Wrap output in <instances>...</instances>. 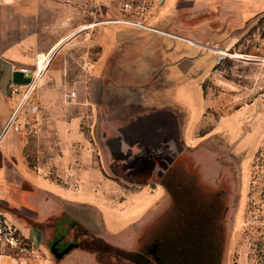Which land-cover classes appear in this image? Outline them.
Segmentation results:
<instances>
[{
  "label": "crops",
  "instance_id": "crops-1",
  "mask_svg": "<svg viewBox=\"0 0 264 264\" xmlns=\"http://www.w3.org/2000/svg\"><path fill=\"white\" fill-rule=\"evenodd\" d=\"M84 1L0 0V130L14 105L15 97L10 95L11 86L23 85L34 74L37 75V88L31 97L37 112L29 114L19 131L9 132L0 140V181L5 184V193L12 197V201H5L13 208L14 214L9 211L4 213L19 226L28 240L30 236L39 238L42 230L37 224L64 210L96 239L123 246V241L135 234L137 228L141 229L136 237L146 234L145 228L157 217L175 215L173 208L177 202L169 191H175L182 177L188 173L190 178L191 174L189 170L185 172L188 168L178 156L185 151L195 154V129L204 104L196 109L192 105L188 108L180 101H170V108L144 104L145 111L141 112V116L145 115L148 119L127 118L120 123L115 120L110 122L106 118L101 124L100 136L96 137L93 126L97 122L100 106L98 97L102 96L106 34L103 24L97 23V10L101 8L89 7L88 11L83 12L80 5ZM159 13L160 24L168 19L170 22L164 28L153 25L147 29L176 35L168 34L175 38L162 41V53L168 64L167 75L162 79L167 84L164 88H169L168 92L174 95L192 76L187 70L185 79L176 73L180 61L192 58L191 48L187 46L229 48L236 38V32L264 15V0H163ZM92 14L94 21H88V15ZM90 22L96 24L78 31L81 24ZM107 23L117 22L111 20ZM88 29L91 35L89 39L85 38ZM117 30L114 26L107 30L106 42L112 61L121 62L123 58L124 63L134 62L137 56H141L136 49L143 48L141 52H145L149 45L145 39L121 43L116 36ZM80 31H84V34L70 41L69 45L73 46L66 50L71 36ZM86 47L88 51L93 47L94 59H88ZM221 49L218 48V52ZM74 52L79 57L75 71H72L68 66V56ZM20 68H25L27 73L21 72ZM68 74L79 75L71 79ZM193 80V91H196L202 103L196 77ZM73 108L74 111H81V115L89 111L93 115L91 135L76 129L80 117L71 115ZM168 109L170 116L164 114L167 120H157L156 116H151L159 110ZM43 126L52 129L47 130L46 141L48 151L52 152L48 156L50 162L46 166L30 165L23 153L25 136ZM56 128L58 135L55 137ZM56 138L60 145L57 149L54 146ZM56 151L58 156L55 158ZM106 154L123 168L130 169L124 165L132 163L139 181H130L113 172L110 164L111 176L104 164ZM210 160L214 161L213 157ZM212 164L214 172L224 173L227 170L225 163ZM50 169L70 176L65 180L69 185L59 186L44 179L42 176L48 174ZM217 193L222 195V192ZM82 210L98 218V230L80 220L77 213ZM104 218L108 220V227L103 223ZM91 239L94 238L91 236ZM80 247L97 249L86 240L81 241Z\"/></svg>",
  "mask_w": 264,
  "mask_h": 264
},
{
  "label": "rangeland",
  "instance_id": "rangeland-1",
  "mask_svg": "<svg viewBox=\"0 0 264 264\" xmlns=\"http://www.w3.org/2000/svg\"><path fill=\"white\" fill-rule=\"evenodd\" d=\"M100 1L85 0L84 4L80 5L83 12L88 11L89 7L101 8L100 11L97 10V23L103 24L102 28L106 34L103 46L102 96L98 97L100 106L97 122L93 126L94 135L100 136L101 124L106 118L110 122L115 120L120 123L127 118L145 121L148 118L145 115L141 116V112L145 111L147 104L165 105L170 108L172 106L170 101H180L188 108L192 105L193 109L204 104L195 129L197 137L194 145L195 154L185 151L178 156L188 168L185 172L188 170L191 172V178L187 177L183 184L177 185L178 209L173 208L175 216L157 217L145 228L147 233L138 237L136 235L141 228H137L135 234H131L132 236L123 241L126 245H116L104 240L113 246L109 253L99 256L98 253L81 249V241L86 240L88 244L97 246L100 251L104 250L98 238L82 228L69 213L61 210L37 224L42 231L39 238L30 236L29 248L32 252L29 250L20 253L0 246V264H158L155 261L164 256L160 252L165 251L166 247L168 250L171 245L175 250L180 239L190 236L189 232L199 231L197 224L208 222L210 217L208 213L210 211L213 213L214 210L207 205V200L217 192H222L221 196L224 199L220 222L224 237L226 236L223 240L220 263L264 264V15L257 17L251 25L240 32H236V38L229 48L216 47L222 48L220 52L225 54L224 57H220L218 49L214 50L213 47L193 48L180 40H175L176 43L190 47L192 51L190 54L192 58L187 57L180 61L176 73L185 79L184 73L187 70L192 76L183 83L181 91L177 89L172 95L168 92L169 88H164L167 84L162 79L168 72L166 69L168 64L162 53L164 50L162 41L175 37L147 29L153 25L164 28V25L170 22L168 19L165 20L167 22L159 23L160 4L163 0H102V3ZM94 17L93 14L88 15L87 19L94 21ZM111 20L117 23H107ZM94 24L96 22L81 24L78 31ZM111 26L118 29L116 36L121 43L126 40L145 39L150 47L148 46L145 52H141L143 48L136 49L141 56H137L134 62L124 63L123 58L121 62H113L110 47L106 42L107 30ZM83 34L84 31H80L71 36L64 48L67 50L69 46H73L69 45L70 41L79 39ZM85 38H91L90 29L86 30ZM86 49L88 59H94L93 47L89 48V51L88 47ZM78 57L75 52L68 56V66L72 71H75L74 66L78 63ZM142 59H145V62H142ZM68 75L72 79L79 74ZM195 77L203 98L202 103L196 91H193L191 80ZM169 112V109L159 110L151 116H156L157 120H167ZM81 113L78 109L74 111V108L71 111V115L80 117L76 129L85 135H91L94 117L90 111L83 112V115ZM182 115L184 117V113ZM47 130L52 129L43 126L38 128L37 132H30L25 136L23 153L30 165L46 166L50 162L48 156L52 152L47 149ZM57 131L58 128L54 131L55 137L58 135ZM55 140L54 146L57 149L60 145L57 138ZM57 156L58 151L55 152V158ZM210 156L214 161L210 160ZM103 159L110 175V164L113 172L118 174H122L126 169L122 167L123 165L113 162L114 159L108 154L104 155ZM212 162L225 163L227 170L224 173L214 172ZM124 166L130 168V177H136L138 180V173L132 167V163H126ZM49 171L42 176L44 179H49L59 186L69 185L65 180L70 176L60 175L52 169ZM124 177H127V174ZM4 185V182L0 181V211L14 214L13 208L5 201H12V197L5 193ZM184 215L189 217L183 219L186 218ZM77 216L88 226L99 229L100 222L96 216L84 210L78 211ZM62 221L64 224L61 226ZM103 223L106 227L109 226L105 218ZM91 236L94 239H91ZM56 239L59 244L77 241L79 245L62 258L56 259L50 249V244ZM133 245L135 248H132ZM126 253L129 255H125ZM148 255H155V260Z\"/></svg>",
  "mask_w": 264,
  "mask_h": 264
},
{
  "label": "trees",
  "instance_id": "trees-1",
  "mask_svg": "<svg viewBox=\"0 0 264 264\" xmlns=\"http://www.w3.org/2000/svg\"><path fill=\"white\" fill-rule=\"evenodd\" d=\"M187 177V175L183 176L182 180L178 182V185L179 183L183 184V182H185L184 179ZM169 192L176 201L178 192L176 190H170ZM210 197L211 198L207 200V205L211 207V209L213 208L214 212L211 213L210 211L208 213V215H210L208 222L197 224L199 231H195V233L189 232L190 236H185V238L180 239L178 243H180L181 246L177 243L178 246H176L175 250L172 247L173 245H171L168 250L166 247L165 251L160 252V254L162 253L164 255L163 258L155 262H158V264H220L224 240V231L222 223L220 222V214L224 207V200L219 193H213ZM204 201H206V199ZM209 203H211L212 206ZM174 208L176 210L178 206ZM185 216L186 215H184V217ZM188 217L189 216H186V218L183 219H187ZM98 241L102 244L103 251L95 248L91 249L90 247L84 249L98 253L99 256L103 253H109L113 249V246L109 245L103 239L98 238ZM125 255L129 254L126 253ZM148 256L153 257L152 260H155V255Z\"/></svg>",
  "mask_w": 264,
  "mask_h": 264
},
{
  "label": "built area",
  "instance_id": "built-area-1",
  "mask_svg": "<svg viewBox=\"0 0 264 264\" xmlns=\"http://www.w3.org/2000/svg\"><path fill=\"white\" fill-rule=\"evenodd\" d=\"M224 57L225 54L218 52ZM250 58V57H248ZM20 71L27 73L25 68ZM36 74L23 85H14L10 88V95L15 97L14 105L6 118L1 130L0 140L9 132L19 131L28 119L29 114L37 112V106L32 103L31 97L36 88ZM0 246H4L20 253L32 250L29 248V240L21 229L4 212L0 211Z\"/></svg>",
  "mask_w": 264,
  "mask_h": 264
},
{
  "label": "water",
  "instance_id": "water-1",
  "mask_svg": "<svg viewBox=\"0 0 264 264\" xmlns=\"http://www.w3.org/2000/svg\"><path fill=\"white\" fill-rule=\"evenodd\" d=\"M129 170L130 169H125L124 171H123V173L121 174L122 176H125L126 174H127V179H129L130 181H133V182H138V180H137V178L135 177V178H131L130 177V173H129ZM134 175V174H133ZM63 221H64V219H63ZM61 222L60 224H61V226L64 224V222ZM59 222V221H58ZM59 224V223H58ZM60 224L58 225L59 227H60ZM64 231H65V229H63ZM61 234V233H60ZM64 234V233H63ZM61 237V236H60ZM60 237H57V238H60ZM56 243H58V240L56 239V241L54 240V242L53 243H49L50 244V249H51V252H52V254L54 255V257L56 258V259H60V258H62L65 254H67L68 252H70L72 249H74V248H76V247H78V242L77 241H70V242H65V243H62L61 245H60V247L59 248H56L55 247V245H56ZM59 244V243H58ZM221 264V263H220Z\"/></svg>",
  "mask_w": 264,
  "mask_h": 264
},
{
  "label": "bare ground",
  "instance_id": "bare-ground-1",
  "mask_svg": "<svg viewBox=\"0 0 264 264\" xmlns=\"http://www.w3.org/2000/svg\"><path fill=\"white\" fill-rule=\"evenodd\" d=\"M150 29H153V30H158V31H162V30H159V29H154V28H150ZM162 32H164V31H162ZM165 33H167V32H165ZM167 34L174 35V34H171V33H167ZM174 36H176V35H174ZM189 40H190V39H189ZM209 48H210V47H209ZM212 49L216 50V49H218V48H216V47H213Z\"/></svg>",
  "mask_w": 264,
  "mask_h": 264
},
{
  "label": "flooded vegetation",
  "instance_id": "flooded-vegetation-1",
  "mask_svg": "<svg viewBox=\"0 0 264 264\" xmlns=\"http://www.w3.org/2000/svg\"><path fill=\"white\" fill-rule=\"evenodd\" d=\"M61 244L56 243L55 247L59 248Z\"/></svg>",
  "mask_w": 264,
  "mask_h": 264
}]
</instances>
